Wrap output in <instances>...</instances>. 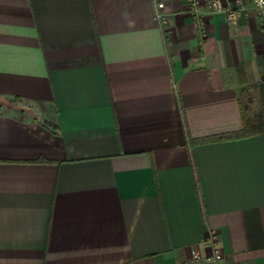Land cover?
Here are the masks:
<instances>
[{
  "label": "crops",
  "instance_id": "1",
  "mask_svg": "<svg viewBox=\"0 0 264 264\" xmlns=\"http://www.w3.org/2000/svg\"><path fill=\"white\" fill-rule=\"evenodd\" d=\"M245 88L264 113L252 3L199 27L188 0H0V264H185L213 236L264 264V132L195 142L242 129Z\"/></svg>",
  "mask_w": 264,
  "mask_h": 264
},
{
  "label": "built area",
  "instance_id": "2",
  "mask_svg": "<svg viewBox=\"0 0 264 264\" xmlns=\"http://www.w3.org/2000/svg\"><path fill=\"white\" fill-rule=\"evenodd\" d=\"M193 12L195 21L199 27H203L206 15L214 13H224L230 23H236L242 11L248 8L252 3V8L256 11L262 20L264 26V0H205V8L202 9V0H188ZM165 4L159 2L156 7V18L162 27L168 24L169 16L166 13ZM214 250L209 255L196 253L193 258L185 264H223L224 256L216 246V238L212 237Z\"/></svg>",
  "mask_w": 264,
  "mask_h": 264
},
{
  "label": "trees",
  "instance_id": "3",
  "mask_svg": "<svg viewBox=\"0 0 264 264\" xmlns=\"http://www.w3.org/2000/svg\"><path fill=\"white\" fill-rule=\"evenodd\" d=\"M240 73H242L240 71ZM243 92L245 94L248 92L247 89H243ZM252 97H249V102L251 103ZM244 102V101H243ZM244 112H243V127L241 130L219 135L215 137H208L204 139H199L195 142H211L216 140H224V139H230V138H242V137H250L259 133L264 132V113L262 110L257 111L256 113H249L247 114V110L250 111V106L248 104H244Z\"/></svg>",
  "mask_w": 264,
  "mask_h": 264
},
{
  "label": "rangeland",
  "instance_id": "4",
  "mask_svg": "<svg viewBox=\"0 0 264 264\" xmlns=\"http://www.w3.org/2000/svg\"><path fill=\"white\" fill-rule=\"evenodd\" d=\"M249 97H251L250 93L244 94L243 101H244V104H248L249 106H251V103L249 102ZM249 113H251V111L247 110V114Z\"/></svg>",
  "mask_w": 264,
  "mask_h": 264
}]
</instances>
